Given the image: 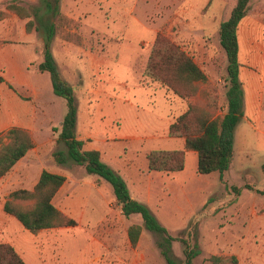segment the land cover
Returning <instances> with one entry per match:
<instances>
[{
	"label": "rangeland",
	"instance_id": "obj_1",
	"mask_svg": "<svg viewBox=\"0 0 264 264\" xmlns=\"http://www.w3.org/2000/svg\"><path fill=\"white\" fill-rule=\"evenodd\" d=\"M205 1L60 0V14L54 16L42 0H0V11L14 2L36 13L38 26L57 28L51 49L64 82L74 90L79 137L86 149L102 153L131 196L177 238L172 242L176 264H186L184 241L201 252L193 264H212V256L223 259L219 264H264V107L259 109L257 95L235 131L234 157L224 179L218 172L199 174L194 151L188 152L183 171L148 167L151 151L185 149L184 139L170 136L169 129L190 104L214 119L227 112L228 59L220 25L237 0H211L207 6ZM6 12L0 21V73L9 83L1 88L9 92L10 114L0 92V134L26 129L35 147L0 179V194L7 198L19 189L33 190L43 171L61 174L73 192L62 191L56 204L73 200L82 221L79 227L34 234L39 264H168L157 246L160 237L147 229L138 246L130 245L126 226L143 225V218L123 215L109 182L72 161H56L55 152H63L62 158L67 152L58 141L67 102L54 93L50 74L38 70L42 34L35 28L28 32V20ZM249 21L264 31V0H250L240 24V63L257 71L249 65L245 43ZM158 32L179 44L208 76L186 99L144 76ZM252 55L255 63L264 62V51Z\"/></svg>",
	"mask_w": 264,
	"mask_h": 264
},
{
	"label": "trees",
	"instance_id": "obj_2",
	"mask_svg": "<svg viewBox=\"0 0 264 264\" xmlns=\"http://www.w3.org/2000/svg\"><path fill=\"white\" fill-rule=\"evenodd\" d=\"M42 3L47 9V14L54 16L60 14V0H42ZM249 3L250 0H237L230 17L220 25V45L228 59L229 88L226 114L221 119H214L210 114L198 112L196 106L190 104L169 129L170 136L184 139L185 149L151 151L147 157L149 170L166 173L183 171L187 152L194 151L198 155L199 174L209 175L218 172L221 179H224L234 157L235 131L245 117V92L240 79L242 65L239 60L238 30L249 12ZM6 11L28 20L26 25L28 32L35 28L42 34L43 61L39 64L38 70L50 74L54 93L67 102V114L58 138L59 142L65 144L67 152L64 158L63 152H55L56 161L59 164L72 161L84 167L88 174L98 175L109 182L123 215L129 217L139 214L143 218V226L133 225L128 229L132 247L138 245L142 230L147 229L160 237L157 246L166 262L176 264L172 242L177 238L172 237L167 229L158 223L145 204L131 196L127 183L102 160L101 152L85 150V141L78 138V109L74 90L64 82L51 49L57 28L52 23L38 26L37 21H40V17L17 3L8 4ZM6 11H0V21L7 17ZM33 17L36 19L33 20ZM144 76L181 99L188 98L198 84L208 82L207 74L194 59L163 32L157 33ZM0 82H5L1 76ZM10 87L12 88L11 85ZM34 147V140L26 129L12 127L0 134V179L8 175ZM66 181L67 178L63 175L43 171L33 190L19 189L9 195L4 203V211L16 218L32 234L60 227H75L77 222L63 213L53 202ZM184 246L186 264H193L201 252L197 246L191 248L185 241ZM210 261L212 264H219L223 259L212 256ZM0 264L27 263L12 245L0 244Z\"/></svg>",
	"mask_w": 264,
	"mask_h": 264
},
{
	"label": "crops",
	"instance_id": "obj_3",
	"mask_svg": "<svg viewBox=\"0 0 264 264\" xmlns=\"http://www.w3.org/2000/svg\"><path fill=\"white\" fill-rule=\"evenodd\" d=\"M111 1L113 2L116 0H111ZM210 2L211 0H206L205 5L206 6L209 5ZM209 16H212V14H210ZM240 27L241 26H239V30H238V39H239V45L241 47L242 41H241V36H240ZM246 28H247V31H246L245 43H246V47L249 50V57H248L249 65H252L254 68L257 69V71H254V69L246 68V66L241 62L242 67H241L240 79H241L243 89L245 92V111L247 113H251L253 100H255V97H254L255 95H257V104H258L259 109L264 107V62L255 63L253 59L254 57L252 55L256 49L264 51V31L262 32L260 28H257L250 21L247 22ZM0 34H1L0 36H2V32ZM0 76L3 77L5 80V82H0V92L2 93V96L5 97V103H3V107H5L7 115H9L10 114L9 103H8L9 102L8 101L9 92H6L5 94H3V90L1 88L2 84L9 85V83L7 82L8 79L6 78L5 73H0ZM246 112H245V115H246ZM78 138L85 141V139L79 137V135H78ZM84 148L85 150H96V149H86V141H85ZM188 152H192V151H188ZM188 152L186 154V162L188 158ZM195 155H197V153ZM102 160H103V156H102ZM197 160H198V155H197ZM68 183H69V179L67 178V181L61 187V189L55 196L53 202L57 206V208H59L62 212L67 214L69 217L73 218L77 222V227H79L82 221H81V218L77 217L78 215L74 211V206H75L74 201L73 200L68 201L67 199V201L63 203L62 206H58L56 204V199L58 195L62 193V191L70 192L72 194L73 189H70L68 188V186H66L68 185ZM96 187H99V186L97 185ZM82 190L84 191V189ZM9 195L10 194H8L7 198H5L0 194V244L12 245L27 264H39L36 258L37 254L41 250L40 245L38 243L39 242L38 238L36 237V235L26 230L16 218H14L11 215H8L4 211V203L7 201ZM140 226H143V225H140ZM126 228H127V233H128V229L130 228V226L128 227L126 226ZM130 245H131V242H130ZM83 264H85V262H83Z\"/></svg>",
	"mask_w": 264,
	"mask_h": 264
}]
</instances>
